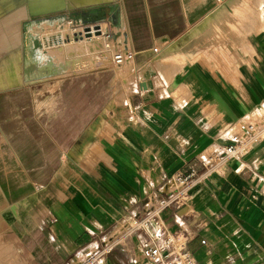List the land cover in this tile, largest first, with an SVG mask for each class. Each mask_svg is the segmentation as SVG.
I'll return each mask as SVG.
<instances>
[{"label": "crops", "instance_id": "1", "mask_svg": "<svg viewBox=\"0 0 264 264\" xmlns=\"http://www.w3.org/2000/svg\"><path fill=\"white\" fill-rule=\"evenodd\" d=\"M116 3L111 42L132 54L123 105L99 114L93 95L35 98L31 85L52 80L51 93L61 74L94 70L46 64L42 50V64L27 62L28 28L24 64H0V262L154 264L141 245L162 234L194 264H264V140L189 188L173 181L201 173L199 158L264 110V0ZM176 193L178 206L135 226Z\"/></svg>", "mask_w": 264, "mask_h": 264}, {"label": "rangeland", "instance_id": "2", "mask_svg": "<svg viewBox=\"0 0 264 264\" xmlns=\"http://www.w3.org/2000/svg\"><path fill=\"white\" fill-rule=\"evenodd\" d=\"M116 2L117 0L109 5L107 4L102 7L95 6L77 10L68 9V4H56V6H59V9L70 10L67 12H62L65 15V18L59 21L56 18H49V15H45L47 12H49L48 10L54 8L52 7L54 3L50 4L47 0H36L31 5L27 0H0V64H24L23 57L21 56V52L24 53L22 33L23 29L30 26L31 21L32 23L31 27L29 28V32L34 36H37L39 39H42L41 36H44L43 38H45L46 36H51L53 34L59 36L63 35L64 39L67 40L66 36L68 34L78 33L81 29L91 26L94 27L95 30L100 29V32H98L99 36H96V38H94L95 42H92L88 39L85 41L86 45H77L73 43L74 41H66V44L69 47L72 45L70 48H81L88 45V50H86L85 52L83 51L82 53L76 55L74 52H69L64 49L62 52L59 51V53H57L58 50H52L53 47L51 48V46H49V48H42L41 50L44 53L45 57L43 61L52 60L56 62V64L57 62L58 64H73V62L78 61L81 58L87 59L88 57H92L91 60H88V65L91 66L90 69L94 71L84 74L79 73L75 77L71 76V74L68 72L61 74L60 78L63 80V82L60 84L58 89L53 90V92L51 93L48 92V88L52 86V80L31 85L29 86V88L31 89L30 91L37 99L42 96L47 97L48 95H51L52 98L57 99H59L58 96L62 94H67L68 96L81 94L88 97L89 95H93L97 97V111L99 114H103L105 110L113 109L118 105H123V100H126L130 92V83L132 82V69L128 67V64L117 66L112 63V54L115 51L120 50L116 46V44L111 42L113 37L111 35L112 31L109 24V19L111 17L109 7L114 5L116 6ZM89 10L90 12H88ZM82 12H85L88 15L92 14L93 16L90 15V17H98L99 19L92 20L86 16V18H88V21L87 23L83 24L80 19ZM19 13L22 14L18 16ZM37 21H39V24L36 25L35 22ZM105 33L107 41L105 47H103L101 51V55H105L106 61L99 62L98 57H96L95 53L98 51L97 46L103 45L102 43L105 39ZM96 40L99 41L96 42ZM92 47H94V49ZM33 51L34 50L30 51L31 57ZM44 87H47V90L44 91ZM71 104L73 105V102H71ZM75 104L78 105L76 102ZM62 105L63 103L56 100L54 104H50V108L57 109L61 108ZM66 109L68 108L66 107ZM0 264L8 263L3 260L0 262Z\"/></svg>", "mask_w": 264, "mask_h": 264}, {"label": "built area", "instance_id": "3", "mask_svg": "<svg viewBox=\"0 0 264 264\" xmlns=\"http://www.w3.org/2000/svg\"><path fill=\"white\" fill-rule=\"evenodd\" d=\"M153 53L158 52V48L152 49ZM132 60L131 52L126 50L117 51L112 54V62L119 66ZM264 140V110L259 111L254 115L247 116L243 121L238 123L237 131L227 137L228 145L221 152L210 156L200 157L199 163L202 167V172L197 173L191 171L186 176H179L173 181L183 189L189 188L196 184L204 177L211 169L222 162L229 159L238 158L239 152L243 148H248L253 144ZM242 148V149H241ZM264 157V156H263ZM245 170V165L239 162L235 173L240 174ZM180 193L172 194L167 198L157 200L156 206L145 218L136 223V227L146 228L149 224V217L156 218L157 215L170 205L179 204ZM142 256L154 264H194L192 255L186 250L183 244H180L176 249L172 247V240L168 236L158 234L154 241L145 242L141 245Z\"/></svg>", "mask_w": 264, "mask_h": 264}, {"label": "bare ground", "instance_id": "4", "mask_svg": "<svg viewBox=\"0 0 264 264\" xmlns=\"http://www.w3.org/2000/svg\"><path fill=\"white\" fill-rule=\"evenodd\" d=\"M28 1V3L31 5V4H33V2L34 1H36V0H27ZM38 1H42V0H38ZM50 4H52V3H54L53 4V6L52 7H54L53 9H51V10H48L49 12H47L45 15H49V18H56V19H58L59 21L60 20H62V19H64L65 18V15L62 13V12H67V11H70V10H68V9H73V10H77V9H85V8H90V7H95V6H100V7H102V6H104V5H109V4H111V3H113V2H115L116 0H47ZM1 4V3H0ZM23 4V3H22ZM49 4V5H50ZM56 4H59V5H61V4H68L67 5V7H68V9L67 10H62V9H59V6H56ZM16 5V4H15ZM49 5H46V6H49ZM66 5H65V7H66ZM22 6V5H21ZM6 7V6H5ZM23 8V7H22ZM46 8H48V7H46ZM88 12H90V10L88 11ZM93 12V11H92ZM60 13H62V14H60ZM20 14H22V13H19L18 14V16L20 15ZM0 15H1V9H0ZM24 15V14H23ZM90 15H92V14H90ZM90 15H88L87 13H85V12H82V15H81V22H83V24H85V23H87V19L89 18V19H92L93 17H90ZM17 16V17H18ZM86 16L88 17V18H86ZM93 16V15H92ZM26 17V16H25ZM15 18H16V16H15ZM28 18V17H27ZM97 19H98V17H96ZM12 19V18H11ZM20 19H23V18H20ZM66 20V19H65ZM10 21V20H9ZM43 21V20H42ZM39 21H37V22H35V24L37 25V24H39L38 23ZM93 22V21H92ZM95 22V21H94ZM5 23V22H4ZM31 23H32V21L30 22V26L28 27V29H27V33H28V35L27 36H25L24 37V40L25 41H28V46H27V48H26V53H27V57H26V61L27 62H29L30 61V59H32V62L33 63H31V64H42V52H41V48H42V46H44V48L45 47H49V46H51V48H52V50H58L57 51V53H59V51L60 52H62L64 49L65 50H67V51H71V52H74L76 55L77 54H80V53H82L83 51L85 52L86 50H88L87 48H88V45L87 46H85V47H76V48H70L67 44H66V41H65V39H64V37H63V35L61 36H59V35H51V36H46L45 38H43L44 36H41L42 37V39L40 40L37 36H34L33 34H31L30 32H29V28L31 27ZM52 23V22H51ZM48 24V23H47ZM1 25V24H0ZM5 26V25H4ZM59 26V25H58ZM98 32H100V29H98V30H95L94 29V27H91V26H89V27H85V28H83V29H81L80 30V32H78V33H74L73 34V40H74V44H79V45H86L85 43V41L86 40H90V41H94L95 39L94 38H96V36H99V33ZM57 34V33H56ZM90 35V36H89ZM2 36V35H1ZM55 38V39H54ZM100 39V38H99ZM79 40V41H78ZM89 41V42H90ZM99 41V40H98ZM97 40H96V42H98ZM95 42V41H94ZM88 43V42H87ZM91 44V43H90ZM97 44V43H96ZM103 44V43H102ZM54 45H56V46H54ZM101 45V44H100ZM96 46V45H95ZM94 46V47H95ZM12 47V46H11ZM94 47H92L93 49H94ZM98 48H99V46H97ZM96 47V48H97ZM97 48V49H98ZM31 50H34L33 52H32V57H31V54H30V51ZM89 52H91V51H89ZM87 53V52H86ZM9 56V55H8ZM65 56V55H64ZM89 58V57H88ZM87 58V59H88ZM102 58V57H101ZM77 59H79V58H77ZM100 59V58H99ZM86 59L85 58H81V59H79L78 61H75V62H73V64L75 65V64H88V60L87 61H85ZM104 60H106V59H104ZM45 62H47L46 64H56V62H54V61H52V60H46ZM45 62H44V64H45ZM100 62V61H99ZM69 63V62H68ZM71 63V62H70ZM57 64H58V62H57ZM69 65V64H68ZM76 66V65H75ZM78 66H81V65H77V67ZM85 66V65H84ZM77 67H76V69H77ZM83 67V66H82ZM80 68V67H79ZM91 68V67H90ZM75 69V70H76ZM83 69V68H82ZM73 70V69H72ZM79 70V69H78ZM81 70V69H80ZM88 70H90V69H87V71ZM84 71H86V69L84 70ZM83 71V72H84ZM81 73H82V71H80ZM72 75V74H71Z\"/></svg>", "mask_w": 264, "mask_h": 264}, {"label": "water", "instance_id": "5", "mask_svg": "<svg viewBox=\"0 0 264 264\" xmlns=\"http://www.w3.org/2000/svg\"><path fill=\"white\" fill-rule=\"evenodd\" d=\"M109 9H110V12H111V16L112 17H115L116 16V7H114V6H111V7H109ZM115 11V12H114ZM96 28V27H95Z\"/></svg>", "mask_w": 264, "mask_h": 264}]
</instances>
